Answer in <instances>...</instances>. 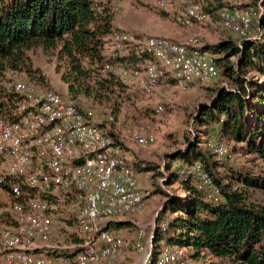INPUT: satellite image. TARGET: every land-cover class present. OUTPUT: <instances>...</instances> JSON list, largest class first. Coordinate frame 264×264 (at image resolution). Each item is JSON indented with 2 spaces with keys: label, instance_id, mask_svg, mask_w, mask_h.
Listing matches in <instances>:
<instances>
[{
  "label": "trees",
  "instance_id": "1",
  "mask_svg": "<svg viewBox=\"0 0 264 264\" xmlns=\"http://www.w3.org/2000/svg\"><path fill=\"white\" fill-rule=\"evenodd\" d=\"M250 1L245 8H262L261 16L253 22V29L258 31L256 39L240 44V38L227 31L230 35L217 44L200 48L216 56L220 76L231 89H215L211 102L197 107L193 115L194 133L187 137L185 148L166 157L165 171L149 162L133 164L136 172L152 173L153 179H162L165 187L172 188L165 191L157 185L158 193L165 196V204L154 228L151 264L165 247L185 248L195 260L208 255L216 264H264V206L251 198L255 190L264 191V82L254 77L256 74L264 78V0ZM228 8L231 9L221 2L205 6L210 16ZM115 32L121 30L114 24V6L109 3L0 0L3 114L12 122L19 119L16 109L20 96L7 89L6 83L11 74L37 73L29 56L37 49L67 62L71 77L69 95L75 101L104 100L117 87L125 90L117 76L106 71V66L120 63L135 69L152 61L153 56L141 47H131L124 55L105 54ZM227 141L234 144L232 154L246 153L254 165L231 163L230 157H218L210 144ZM0 190L20 203L25 202L29 193L26 182L9 176L1 164ZM57 192L49 195L51 204L78 203L75 190L62 196ZM4 206L0 197V212ZM0 221L6 223L2 216ZM117 222L110 226L121 228L123 223ZM77 236L74 243L81 240ZM42 253L56 259L75 255L57 250Z\"/></svg>",
  "mask_w": 264,
  "mask_h": 264
},
{
  "label": "built area",
  "instance_id": "2",
  "mask_svg": "<svg viewBox=\"0 0 264 264\" xmlns=\"http://www.w3.org/2000/svg\"><path fill=\"white\" fill-rule=\"evenodd\" d=\"M156 1L164 9L169 1L180 0ZM205 6L204 0H193L176 15L175 23L184 28L206 24L211 16ZM261 14V7H236L221 10L219 18L222 27L236 34L241 44L257 38L252 35L253 22ZM110 41L112 51L119 55L140 44L153 56L135 69L120 63L106 66V71L144 96L153 95L161 83L173 82L179 90H186L191 84H206L220 77L216 56L200 51L202 45L194 36L184 42L162 36L142 40L121 31ZM254 77L260 82L261 77ZM6 87L20 96L19 119L12 122L0 109V164L9 176L24 180L29 193L24 203L5 204L0 212L6 221H0V264L115 263L123 254L125 241L105 227L111 221L127 220L138 225L135 220L146 207L137 172L124 156L118 138L108 125L92 122L94 113L84 112L70 98L25 82L10 80ZM163 111L162 106L156 110L158 114ZM156 140L148 125L132 135V141L141 147L154 145ZM210 146L220 158L231 155L225 144L212 142ZM58 190H75L81 205L75 226L81 240L67 249L75 253L72 258H49L42 253L60 249L49 244L54 221L48 197ZM145 237V228L139 226L136 248L142 254L150 250V259L153 235L149 247ZM154 264H196V260L185 248L165 247Z\"/></svg>",
  "mask_w": 264,
  "mask_h": 264
},
{
  "label": "rangeland",
  "instance_id": "3",
  "mask_svg": "<svg viewBox=\"0 0 264 264\" xmlns=\"http://www.w3.org/2000/svg\"><path fill=\"white\" fill-rule=\"evenodd\" d=\"M96 1L112 4L114 6L115 26L121 31L126 30V32H130L137 36L138 39L143 40L155 35H166L165 33L170 30H186L184 27L177 25L174 20L176 15L181 13L187 6L184 3L182 4L181 0L177 3L169 1L164 9L158 7L156 0ZM240 1L242 0H204L206 5H209L211 2L212 4L221 2L231 8H245V5L251 3L250 0H245L247 4L239 5ZM171 5L173 7L176 6L174 7L175 9L178 7V9H181L175 16L174 13L168 12L171 9ZM218 13L219 11L215 16H211V20L201 25L200 29L192 35L200 45L213 44L212 42L221 41L230 35L231 31L228 33L222 27ZM252 35L258 36V31L253 29ZM208 36L211 37L208 38ZM232 36L238 39L236 34ZM107 47L112 49L110 40L107 43ZM132 47H142V45L135 44ZM112 54L113 51H111ZM29 56L33 69L37 73L32 74V76H28L27 74H11L8 79L30 83L38 89L53 91L65 98L72 99L69 95L71 77L69 78L70 68L67 62L59 58L58 55L45 53L43 49L33 50L29 52ZM263 82L264 78L263 80L261 78L260 83ZM121 83L125 90L117 87L115 88L116 91L104 100L96 101L80 98V102L78 100H76L77 102L74 100V102L76 104L80 103L78 107L84 112L92 111L94 113L92 122L98 125H108L116 135V138L122 140L124 143L122 145L127 150L131 146H136L132 141L133 133L145 125L150 126L157 140L154 145L143 147L152 159L146 162L159 165L161 171H165V160L168 155L166 157L162 156L165 153H173L178 149L185 148L187 137L193 135V115L197 107L200 104L210 103L215 89L219 87L231 89L229 82L221 76L210 83L198 85V92L195 95L185 94L188 88L186 90H177L172 85L170 86L169 83H161L153 95L144 96L137 89L133 88L134 86H128L123 81ZM160 106L164 108V111L158 114L156 110ZM225 144L229 149L234 145L229 141L225 142ZM162 158L165 159L162 160ZM229 159L231 163L247 164L250 167L254 165L250 160L251 158H248L246 153L242 152L240 154L231 153ZM145 180L148 183L142 192L147 205L145 211L135 221L139 226L145 228L146 237L144 243L149 247L148 240L154 233L156 215L159 210L163 209L165 201V196L158 193L157 185H160L161 189L165 191L172 188L165 187L162 179H153L152 173L145 174ZM63 194L67 193L63 191L59 192V195L62 196ZM0 197L4 204L15 202V198L1 190ZM251 198L254 202L264 206V191L255 190ZM52 206L54 231L49 244L59 247L61 250L59 249L58 251H61L63 254L76 240L75 222L81 205L79 203L74 204L73 201L69 203L61 201L57 204L53 202ZM112 222L115 221H111L110 224ZM129 223L132 225H129ZM129 223H123L121 228H116L115 224L111 226L109 224V232L122 237L125 241V248L121 258L112 264H151V260L148 258L150 250H148L147 254H142L136 248V244L139 241V226L131 221ZM216 263L217 261L208 255L196 260V264Z\"/></svg>",
  "mask_w": 264,
  "mask_h": 264
},
{
  "label": "crops",
  "instance_id": "4",
  "mask_svg": "<svg viewBox=\"0 0 264 264\" xmlns=\"http://www.w3.org/2000/svg\"><path fill=\"white\" fill-rule=\"evenodd\" d=\"M192 0H181V3L185 4V5H189L191 3ZM242 4H247L245 2V0H242L240 1L239 5H242ZM176 7V6H174ZM173 5L170 6V10L168 12H172L174 13V16L175 14H177L178 12H180L181 9H178V8H174ZM200 26L201 24H195L194 26L192 27H189V28H185L186 30H170V31H167V33H165L166 35H159V36H162V37H166V38H170V39H173L175 41H178V42H184L186 41L187 39H189L192 35H194V33H196L199 29H200ZM124 31V30H122ZM126 31V30H125ZM157 36V35H155ZM211 36H208V38H210ZM222 39V38H221ZM220 41V40H219ZM219 41H215V42H212L213 44H217ZM109 50V51H108ZM111 51L112 49L111 48H108L106 46V49H105V54L107 55H111ZM169 85L173 86L175 89L179 90L173 82H169ZM167 85V86H169ZM198 85H204V84H191L189 87H188V90L186 91L185 94H189V95H195L198 91ZM119 143L121 144L122 148H123V153H124V156L127 158V160L133 165V163H135L136 161H150L152 160L150 155H148L147 151H145V149H143V147L137 145L134 141V144H136V146H126V147H130L128 150L124 147V145H122V140L118 139ZM124 144V143H123ZM132 145V144H131ZM171 154L170 152L168 153H165L162 157H166L167 155ZM152 156V155H151ZM165 159V158H164ZM162 158V160H164ZM145 174L147 175L148 173L147 172H140L138 173L137 172V178H138V184H139V188L141 189V191L144 190L145 188V185L148 183L146 182L145 180ZM147 205V204H146ZM189 252V251H188Z\"/></svg>",
  "mask_w": 264,
  "mask_h": 264
},
{
  "label": "water",
  "instance_id": "5",
  "mask_svg": "<svg viewBox=\"0 0 264 264\" xmlns=\"http://www.w3.org/2000/svg\"><path fill=\"white\" fill-rule=\"evenodd\" d=\"M164 204H165V203H164ZM163 206H164V205H163ZM161 210H162V209H161ZM161 210H159V211H158V213H157V215H156V221H155V225H156V223H157L158 216H159V214H160ZM118 222H119V223H126V224H127V223H129L130 221H129V220H127V221H118ZM118 222H117V223H118ZM109 224H110V223H108V225L105 227V230H108V228H109Z\"/></svg>",
  "mask_w": 264,
  "mask_h": 264
}]
</instances>
